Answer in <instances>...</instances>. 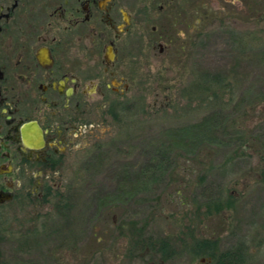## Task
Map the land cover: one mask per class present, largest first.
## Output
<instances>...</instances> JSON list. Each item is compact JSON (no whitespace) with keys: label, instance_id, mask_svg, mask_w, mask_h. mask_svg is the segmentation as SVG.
I'll list each match as a JSON object with an SVG mask.
<instances>
[{"label":"rangeland","instance_id":"rangeland-1","mask_svg":"<svg viewBox=\"0 0 264 264\" xmlns=\"http://www.w3.org/2000/svg\"><path fill=\"white\" fill-rule=\"evenodd\" d=\"M166 1L109 0L116 22L130 17L118 40L128 51V107L121 122L100 101L82 114L81 148L50 173L47 201L0 205V264H215L188 248L202 236L217 238L219 250L243 240L247 264H264V4L198 0L210 16L187 29L192 16L173 23ZM43 7L19 0L14 13ZM201 71L231 82L223 128L216 139L180 142L178 128L213 110L185 91ZM56 192L68 209L57 211ZM216 197L221 208L205 204ZM142 235L151 243L135 244ZM160 238L173 246L169 255L157 249Z\"/></svg>","mask_w":264,"mask_h":264},{"label":"flooded vegetation","instance_id":"flooded-vegetation-1","mask_svg":"<svg viewBox=\"0 0 264 264\" xmlns=\"http://www.w3.org/2000/svg\"><path fill=\"white\" fill-rule=\"evenodd\" d=\"M42 1V12L23 16L19 0L0 2V198L10 196L0 205L48 196L50 173L81 148L82 114L98 101L128 107V51L118 40L130 17L116 22L109 0Z\"/></svg>","mask_w":264,"mask_h":264},{"label":"trees","instance_id":"trees-1","mask_svg":"<svg viewBox=\"0 0 264 264\" xmlns=\"http://www.w3.org/2000/svg\"><path fill=\"white\" fill-rule=\"evenodd\" d=\"M260 1L262 4H264V0ZM198 2V0H167L165 3H162V7H160L162 9L164 7H169V16H171V18L173 16L175 17L173 23L177 21L176 18L179 16H192L191 20L185 21L186 28L190 29L191 27H195L196 23L202 22L204 16H210V14H207L209 11L208 6ZM228 31L233 37L235 44L240 46V48L246 47L245 45H247V40H245L244 35L240 34L238 29L229 27ZM178 46L181 47L182 44L180 43ZM258 50L260 58L264 60V44H261L258 47ZM185 91L191 98L193 97L200 99L201 101H207V104L213 106V110L209 114L202 116L200 119L188 123L182 128H178V131L174 132L173 138L175 140L177 138V140L180 142L193 140L196 141V143L210 137L216 139V133L219 130H222V123L223 120H225L223 118L224 116L221 109L223 95L225 93L229 94L233 92L231 82L225 75L221 73L201 71L194 75L191 83L188 85V87H186ZM122 108L124 111L126 109L125 105H122ZM108 112L117 122L122 121L120 112H118L116 108L110 107ZM242 137H244V139ZM221 138H218L216 141H220L219 139ZM239 138L243 139L241 143L245 144L248 141L245 136H238V139ZM159 153L161 154V152ZM148 166L150 165L147 164L146 167ZM47 188L48 196H50L52 194V187L48 185ZM55 195L56 197L59 196V199L57 198L55 204L57 211L68 209L70 205L64 198L61 197V193L56 192ZM48 196L42 198V200L47 201ZM222 203L223 202L221 201V198L216 197L210 198L205 204L207 206L212 204L217 209H219L222 207ZM134 242L135 244H140L141 246L144 243H151L148 242L147 239L143 240V235L136 237ZM187 244H189L188 248L194 255L209 256L213 259L215 264H247L248 261L247 246L243 240H238L234 244L222 250L218 249L217 238L204 236L194 237L191 243L188 242ZM157 249L164 252L166 255H169L174 251L170 241L166 238H160L158 240Z\"/></svg>","mask_w":264,"mask_h":264},{"label":"water","instance_id":"water-1","mask_svg":"<svg viewBox=\"0 0 264 264\" xmlns=\"http://www.w3.org/2000/svg\"><path fill=\"white\" fill-rule=\"evenodd\" d=\"M10 196H9V194H4L0 199H6V198H9ZM202 259H204V258H202Z\"/></svg>","mask_w":264,"mask_h":264}]
</instances>
